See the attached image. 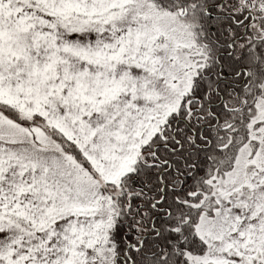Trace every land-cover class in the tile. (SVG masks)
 Returning a JSON list of instances; mask_svg holds the SVG:
<instances>
[{"label":"snow or ice","instance_id":"6c2138e0","mask_svg":"<svg viewBox=\"0 0 264 264\" xmlns=\"http://www.w3.org/2000/svg\"><path fill=\"white\" fill-rule=\"evenodd\" d=\"M0 264H264V0H0Z\"/></svg>","mask_w":264,"mask_h":264}]
</instances>
